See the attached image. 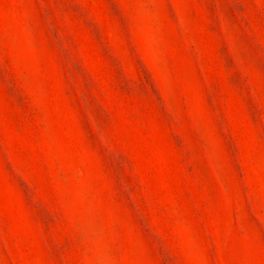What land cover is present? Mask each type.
I'll return each mask as SVG.
<instances>
[{
	"label": "rangeland",
	"instance_id": "374dc122",
	"mask_svg": "<svg viewBox=\"0 0 264 264\" xmlns=\"http://www.w3.org/2000/svg\"><path fill=\"white\" fill-rule=\"evenodd\" d=\"M0 264H264V0H0Z\"/></svg>",
	"mask_w": 264,
	"mask_h": 264
}]
</instances>
